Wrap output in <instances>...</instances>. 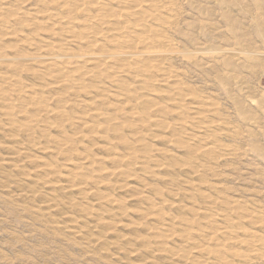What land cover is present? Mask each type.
I'll return each mask as SVG.
<instances>
[{
	"label": "rangeland",
	"instance_id": "374dc122",
	"mask_svg": "<svg viewBox=\"0 0 264 264\" xmlns=\"http://www.w3.org/2000/svg\"><path fill=\"white\" fill-rule=\"evenodd\" d=\"M0 264H264V0H0Z\"/></svg>",
	"mask_w": 264,
	"mask_h": 264
}]
</instances>
